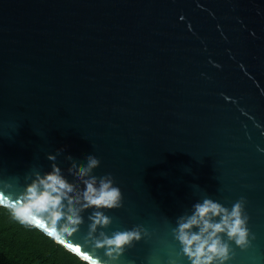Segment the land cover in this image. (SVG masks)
<instances>
[{
    "label": "water",
    "instance_id": "1",
    "mask_svg": "<svg viewBox=\"0 0 264 264\" xmlns=\"http://www.w3.org/2000/svg\"><path fill=\"white\" fill-rule=\"evenodd\" d=\"M58 150L78 189L68 168L93 155L123 194L95 237L149 234L111 264H190L178 217L241 197L255 239L227 264H264V0H0V204ZM93 211L54 239L107 260Z\"/></svg>",
    "mask_w": 264,
    "mask_h": 264
},
{
    "label": "clouds",
    "instance_id": "2",
    "mask_svg": "<svg viewBox=\"0 0 264 264\" xmlns=\"http://www.w3.org/2000/svg\"><path fill=\"white\" fill-rule=\"evenodd\" d=\"M61 151L48 154L47 159L52 162L51 171L43 174L35 171L32 174L31 182L9 205L11 215L22 225L47 227L48 234L58 239L77 233L83 223L82 213L93 209L88 217L90 224L85 244L93 250L104 249L108 259L101 260L92 255H82L81 258L88 264H111L119 259L126 248L132 247L133 242L149 234L143 226L137 225L130 230L114 231L111 235L101 231L100 236L95 237L98 229L107 228L112 223L103 210L123 207V194L115 185L111 173L99 177L94 175L100 160L93 155H88L82 164L72 161L68 168L69 175L83 186L78 189L55 162ZM67 159L72 160L71 156ZM0 184L11 187L2 179ZM246 203V199L241 197L228 208L204 198L193 205L190 214L178 217L172 235L190 264H227L232 254L230 242L242 250L250 246L255 236L248 228ZM76 251L79 253L80 249Z\"/></svg>",
    "mask_w": 264,
    "mask_h": 264
},
{
    "label": "trees",
    "instance_id": "3",
    "mask_svg": "<svg viewBox=\"0 0 264 264\" xmlns=\"http://www.w3.org/2000/svg\"><path fill=\"white\" fill-rule=\"evenodd\" d=\"M0 264H88L37 226L13 219L0 204Z\"/></svg>",
    "mask_w": 264,
    "mask_h": 264
}]
</instances>
